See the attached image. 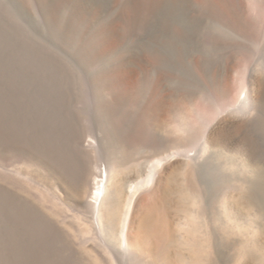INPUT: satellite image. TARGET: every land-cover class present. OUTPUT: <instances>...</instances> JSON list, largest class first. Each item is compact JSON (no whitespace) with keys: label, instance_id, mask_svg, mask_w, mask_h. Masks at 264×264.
I'll return each mask as SVG.
<instances>
[{"label":"rangeland","instance_id":"374dc122","mask_svg":"<svg viewBox=\"0 0 264 264\" xmlns=\"http://www.w3.org/2000/svg\"><path fill=\"white\" fill-rule=\"evenodd\" d=\"M251 75L263 0H0V264H113L104 247L123 256L130 191L162 157L135 231L154 257L118 264H264V107L205 146L209 122L244 116ZM104 164L110 224L89 204Z\"/></svg>","mask_w":264,"mask_h":264},{"label":"bare ground","instance_id":"6f19581e","mask_svg":"<svg viewBox=\"0 0 264 264\" xmlns=\"http://www.w3.org/2000/svg\"><path fill=\"white\" fill-rule=\"evenodd\" d=\"M247 81L248 82H246L245 85L242 84L244 86L240 99L234 107L232 106L234 112L242 113L244 116L242 115V117H238V115V118L234 120H221L217 126H213L211 124L212 121L209 122L210 124H208V128H210V130L207 138L205 139V146L207 148L218 144L220 135L230 137L233 134L238 135L242 130L249 129L250 126H252L251 117L255 116L256 113L258 115V111L262 110V107H264V80L260 77L251 75ZM242 82L244 83V80H242ZM221 109H218L219 113H221L224 108L222 110ZM171 165L172 159L170 157H162L157 160V162H154L150 167L146 178L139 184L135 185V187L133 186V190L130 191V198L127 205L128 208L125 211L126 214L121 228V244L123 246V256H120L121 259L127 257L135 260L134 262H136V260L151 261L148 260L150 256L154 257L151 249L145 247L135 233L136 227L138 226L142 213L144 212H142L140 208L138 196L140 190L144 188L147 189V187L150 188L149 190L152 191V194L155 197L160 196L165 190V184ZM113 167V165L110 166V168L105 164L103 165L100 178L95 182V190L92 193L91 201L89 203L93 211L95 221L99 224H110L113 221V214H115L114 212L116 211L115 201L120 193V189L118 187ZM107 208H109L110 211H107ZM104 249L106 250V253L111 256L110 259L113 264H118V259L120 262L119 256L116 254L114 256L112 248H108L106 246Z\"/></svg>","mask_w":264,"mask_h":264}]
</instances>
